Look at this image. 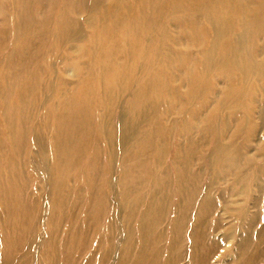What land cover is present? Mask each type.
Instances as JSON below:
<instances>
[{"label":"rangeland","instance_id":"obj_1","mask_svg":"<svg viewBox=\"0 0 264 264\" xmlns=\"http://www.w3.org/2000/svg\"><path fill=\"white\" fill-rule=\"evenodd\" d=\"M32 1L31 5L36 3V0ZM98 1L103 10L105 8L116 9L126 2V0H75L74 7L72 6L73 11H70L68 0H45V8L31 14L29 30L24 32L20 30L18 20L13 15L12 2L0 0V74L22 54V59L28 65V73L36 77L39 82L27 99L31 109H34V116L27 121L31 128L29 145L28 143L24 145L23 152L19 154V159H16L17 162L12 168V174L23 169L26 185L25 190L19 191V196L22 197L25 193L23 202L28 209V215L21 225L22 228L20 227L21 233L11 241L10 253L6 250L7 246L3 244L4 233L0 228V264H45L43 255L51 243H55L58 247V250L55 248V253H57L59 264H64L70 259L72 261L70 264H117L122 255L123 246L129 238L126 232L127 221L124 213L121 212L123 203L119 185L121 166L125 159L135 161L132 171L137 175L141 172L140 165L146 162L150 167L148 173L150 175L148 177L146 175L147 182L154 178L159 179V183H164L161 180L164 174L172 178V194L169 199L173 196L168 205L170 214L161 224V230L159 229L158 232H161L163 236L162 238L159 236L160 238L155 243L156 247L154 246L159 256L156 264H264V79L262 81L259 78L252 79L253 83H249L243 87V90L238 89L234 95H230L228 102L227 98L225 99L226 91L233 82L236 83L237 79L225 82V78H234V76L223 72L225 78L217 76L212 79L213 84L209 96L212 98L208 99L209 102L206 105L200 106L198 103H203L202 100L205 97L189 98L191 87L186 79L195 75V66L201 59L204 45L190 49L187 46L180 48L187 54L185 57L188 58L186 62L189 72L180 74L181 76L179 73L172 76L173 93L169 99L172 107L168 106L166 110L161 109L163 115L159 116L161 119L158 118L157 125L154 126L158 131L156 130L152 137V143H154L150 148H154L151 154L152 159H148L145 149H142L140 145L136 157L132 155V152H129L127 156L122 155L120 142L117 143V148L113 147L115 150L113 155L117 151L116 156L113 157H111L110 147L102 146L103 153L108 152L107 155L110 157L103 154V160L99 162V165H102L106 172H111L106 173L108 183L104 187L106 189L110 186L111 191L105 209L100 211H104L103 217L100 216L98 222L91 223L89 226L86 211L89 204L87 200L90 190L88 183L93 177L81 169L82 165L88 163L87 157L81 158V165L75 169L71 177L72 183L70 184L75 185L71 199L68 200V209L63 208V220L55 231L52 230L51 222H49L52 216V201H54L52 161L51 157L46 163L40 161L39 149L34 140L42 144L40 150L48 148L56 130H58L57 134L60 132L58 126L62 119L59 114L61 105L83 82L85 78L83 73L91 65V59H100V56L94 53L91 45L89 46L84 39V35L88 34L93 25L97 23V17L92 8L93 3ZM64 15L66 17L71 15L70 19L68 18L71 27L66 32L62 30L64 26L61 25V17ZM164 22H167V25L172 24L167 20ZM257 36V45L261 48L257 59L259 58L260 63H264V35L258 31ZM140 51L142 50L135 55V60L141 57ZM131 63L132 61H128V65L136 70V64L132 66ZM93 67L97 70L96 64ZM141 71L142 69L136 71L139 77L144 76L141 75ZM136 90H138V85H133L116 105L113 104L107 109L100 110L102 118L107 112L115 111L117 128H120L122 120L119 118H122ZM241 90V94L237 95ZM234 96L238 101L236 104H231ZM221 104L223 107L220 106ZM212 114H215L216 118L222 114L223 118L211 121L210 131L205 133L198 123L200 121L194 118L200 116L208 119ZM185 120L191 122V126L195 129L190 140L187 136L180 135ZM5 137L6 134L0 127L1 144L2 139L6 140ZM147 139V137L143 138L142 143ZM191 140L197 144L198 141L200 142V147H197L190 155L192 158L190 172L196 180L195 195L185 208V212H182L181 222L177 224L175 207L178 201V184L173 178L175 177L173 157L176 149L182 148L183 150L184 144ZM5 143L1 145L3 146L1 150L5 155L4 161L7 162L9 157H12V148L11 143ZM218 150H222L223 155L216 160L214 154ZM99 181H102V177ZM153 188L152 186L142 187L139 194L146 195V192L152 191ZM153 192L155 188L151 192L152 196ZM77 194L81 195L80 199ZM126 200L128 202L127 198ZM147 202L149 200L145 199V204ZM2 203H0V216L3 212L1 208H5L10 201ZM111 218L113 223L109 226L114 234L109 233L107 228ZM66 239L67 241L77 239V241L73 242L74 245L66 247L65 244L63 246ZM248 247L250 248L247 250ZM138 250L137 242L133 249L132 262Z\"/></svg>","mask_w":264,"mask_h":264},{"label":"bare ground","instance_id":"obj_2","mask_svg":"<svg viewBox=\"0 0 264 264\" xmlns=\"http://www.w3.org/2000/svg\"><path fill=\"white\" fill-rule=\"evenodd\" d=\"M10 1L13 4V15L18 20L20 30L24 32L29 30L31 14L43 10L46 6L45 0H36V3L32 5V0ZM74 1L68 0L70 11H73ZM100 7L99 1L93 3V8L91 6L97 17V23L93 27L91 26L92 29L88 34L84 35L85 41L89 46L91 45L94 53L98 54L100 59H91V65L83 73L85 76L83 82L70 93L63 104L61 103L59 114L62 119L58 126L60 132L57 134L58 130H56L48 148L40 150L42 144L34 140L37 149H39L40 161L46 163L49 157L52 161L54 201H52V216L49 222H51L54 231L63 220V208L68 209V200L71 199L75 185L70 184V182L72 183L71 177L75 169L81 165V158L87 157L88 159L87 165H82L81 169L93 177L88 183L90 190L87 196L89 204L86 211L89 220L87 225L89 226L91 223L98 222L100 216L103 217L104 211H100L107 204L111 191L110 186L104 189L108 183L106 173L111 172H106V169L99 165V162L103 160V154H108V152L103 153L102 146H109L111 157H113L117 153L116 151L113 155L115 151L113 147L117 148V143L120 142L122 155L127 156L129 152H132V155L136 157L140 145L142 149H145L148 159H152L151 154L154 148H150L154 144L152 137L157 130L154 126L157 125L159 116L163 115L161 109L166 110L168 106L172 107V103H169L173 93L172 76L177 73L181 76L180 74L189 72L186 62L187 54L180 50L181 47L187 46L190 49L204 45L201 59L195 66V75L186 79L191 87L189 98L205 97L202 100L204 104L198 103L200 106L206 105L212 98L209 97L213 84L212 79L217 76L224 77L223 72L234 76V78L224 77L225 82L237 79L236 83L233 82L226 91L225 99L227 98L228 102L230 95H234L238 89L242 88L243 90V87L251 83L252 79L259 78L261 81L264 79V63H260L259 58L257 59L261 48H258L259 45L256 41L258 40V31L264 35V0H126L116 9L105 8L103 10ZM70 17L71 15L61 17L64 32L71 27V23L68 21ZM90 20L92 21L91 18ZM166 20L172 24L168 23L167 25V22H164ZM229 49L231 50L229 51ZM139 50H142L140 51L141 57L135 60L134 57ZM22 58L23 55L20 54L17 60L0 74V127L6 134L4 138L6 140L2 139V144L9 142L12 148V150L10 149L12 157H9L5 162V155L1 150L3 146L0 143V203L10 201V204H6L5 208H1L3 212L0 216V228L4 233L3 244L8 247H6L8 253H10L11 241L21 233V225L28 215V209L23 202L25 193L22 197L19 196L20 192L25 190L26 185L23 169L12 174V168L17 162L16 159H19V154L23 152L24 145L27 143L29 145L31 128L27 121H30L34 116V109H31L27 99L39 84L37 78L28 73V65ZM128 61H132V66L134 63L136 64V70L128 65ZM95 64L97 70L93 67ZM141 69V75L143 74L145 78L136 74V71ZM216 82H218L217 79ZM133 85H138V90L133 94L122 118H119L122 121L120 128H117L115 111L107 112L102 118L100 110L107 109L113 104L116 105ZM256 87L254 85L255 89H257ZM13 90L14 92H12ZM242 90L237 95H240ZM237 101L234 96L231 104H236ZM220 106L223 107V104ZM222 118V114L218 118L212 114L208 118L210 120L200 116L194 119L200 121L198 123L202 127L201 130L207 133L210 128L209 123ZM183 122L185 125L181 129L180 135L187 136V139L190 140L195 129L191 126V122L186 120ZM145 137L148 139L142 143V139ZM6 146L5 148H7ZM184 147L183 150L182 148L176 149L173 157L175 167V177L173 178L178 184V201L175 207L177 224L181 222L182 212L195 195L196 180L190 172L192 162L190 155L197 147H200V142L198 141L197 144L191 140L184 144ZM214 155L218 160L223 152L218 150ZM133 166L135 167V161H128V159H125L121 166L122 173L119 181L123 203L121 212L124 213L127 221L126 232L129 238L123 246L124 249L117 264H156L159 256L154 246L160 238L159 236L162 238L163 235L158 230H161V224L170 214L168 205L173 196L169 199L172 194V178L168 174H164L163 179L160 178L164 183H159V179L154 178H148L151 180L147 182L150 167L146 162L140 165L141 172L138 175L132 171ZM103 173L105 174L103 175ZM17 176L19 177L17 178ZM100 177H102L101 182L99 181ZM165 181L168 185L167 188ZM146 186L155 188L153 196L151 192L154 188L152 191H147L146 195L139 194L140 188ZM80 196L77 194L79 199ZM145 199L149 200L147 204H145ZM111 223H113L112 218L109 220L107 228L109 233L114 234L109 226ZM77 233L79 234V232ZM74 241L66 239L63 246L64 244L66 247L72 246ZM244 241H246L245 238ZM137 242L139 250L132 262L133 249ZM55 248L58 250L55 243H51L45 250L43 255L45 264H59ZM244 253L247 254V252ZM70 262H72L71 259L65 261L64 264H70Z\"/></svg>","mask_w":264,"mask_h":264}]
</instances>
